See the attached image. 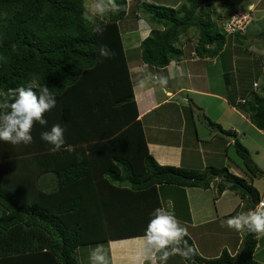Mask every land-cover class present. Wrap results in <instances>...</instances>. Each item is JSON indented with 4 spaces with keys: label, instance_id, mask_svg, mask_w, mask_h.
<instances>
[{
    "label": "trees",
    "instance_id": "obj_1",
    "mask_svg": "<svg viewBox=\"0 0 264 264\" xmlns=\"http://www.w3.org/2000/svg\"><path fill=\"white\" fill-rule=\"evenodd\" d=\"M191 1V7L183 4L180 10L139 2L133 13L143 17L132 19L154 25L143 39L140 29L129 32L122 27L130 11L128 0H116L124 10L97 21L104 29L101 33L82 18L86 0H0V90L27 86L35 76L37 84L47 85L56 98V106L44 115L47 126L34 124L31 144L0 141V264H80L76 253L82 246L143 236L151 218L147 200L160 205L157 192L147 200L144 192L158 186L208 189L216 181L222 192L238 196L246 210L252 201L264 200L263 166L254 163L252 150L236 130L209 120L212 129L233 138L230 145L238 158L231 154V164L243 163L241 175L224 165L209 164L204 170L160 165L149 151L131 80L130 49L140 43L142 62L154 67L165 68L174 60L186 64L190 58L176 44L195 29L199 38L195 53L217 58V76L223 77V85L235 86L237 74L252 77L250 68L255 64L241 53L253 54L251 46L264 36V18L261 30L229 33L214 20L215 0ZM228 2L224 8L231 17L239 6ZM160 24L164 30H158ZM230 39L233 46L235 42L242 46V52L228 43ZM102 45L115 55L99 57ZM261 85L247 89L245 102H230L264 131V81ZM204 117L208 119V114ZM54 124L65 129V145H73L75 152L49 151L51 146L40 134ZM13 164L34 172L28 169L19 177L3 174ZM50 173L56 177L53 184L44 179ZM54 184L50 190L44 186ZM108 210H122L115 227L105 219ZM184 239L192 245L187 236ZM263 239L245 231L236 255L228 248L217 257L205 259L197 252L192 257L196 264H264Z\"/></svg>",
    "mask_w": 264,
    "mask_h": 264
},
{
    "label": "crops",
    "instance_id": "obj_2",
    "mask_svg": "<svg viewBox=\"0 0 264 264\" xmlns=\"http://www.w3.org/2000/svg\"><path fill=\"white\" fill-rule=\"evenodd\" d=\"M196 56L199 57L197 54ZM198 59H200V57ZM201 60L203 61L201 68L203 67L207 72H210V76L213 75V73L217 75V60L208 61L207 58L202 57ZM135 64V61H133L132 65H130V74L134 85L133 90L135 100L137 102L138 111L140 114L139 119L143 124L144 136L147 141L149 151L156 161L160 165L182 167L189 170H204L207 166H209V164L218 166L224 165L235 174L241 175L240 172H238L236 169H233L235 167L231 164L232 156L230 157L231 154L229 155L228 151L229 147L231 146L229 141L222 139L220 142H218L222 148V155L224 159L221 160L217 158L215 156L214 149L212 147H207L202 141L198 123L195 125L196 123L194 122L193 126L189 125V120L187 119L185 109L189 108V110L194 112L193 107H195L196 109L201 110L203 107H201L200 104L205 102L204 98L207 100L208 97H212L218 101L225 102L232 106V108L242 116V119L245 117V120L249 123L250 127H242L244 136L250 138L252 135L257 133L260 135V132L262 131L258 130L252 124L251 119L249 116H247V113H245L243 109L232 105L230 102L232 99H237L236 101L238 104L239 101L244 99L245 96L241 95L245 92L243 83L241 81H236L235 91L239 92V95L236 97L235 95H231L234 91L226 88L223 85V77H220L219 75L217 77L219 78L220 84L216 86L208 85L207 89H198L191 86L188 88V86H186L187 84L184 82V79L187 76L180 75V69L178 68L187 67V65H181L184 63L173 62L172 66L169 68L168 74L165 72L163 73L162 70L160 71V69H151L152 76L149 77V73L146 72V75L148 76L147 78L146 76L144 77L143 71L141 70L142 65L135 66ZM187 68L189 69V66ZM155 77H157V79H155ZM222 88L223 92L221 91ZM189 90L190 93L192 90H194L193 92L197 91V94L195 92V95H190ZM168 91L176 93L175 97L171 98L170 96H167L173 95ZM162 103H165V105ZM230 122L231 123L227 126V130L237 131L236 122L234 120H230ZM207 132L208 134L213 133V131L209 128H207ZM239 133L240 132L238 131V135H240ZM244 143L252 150L253 147L250 145V143L248 144L245 141ZM214 148L218 149L215 146ZM208 149H210V151ZM261 150L262 148L258 149V152ZM21 166L23 167L21 164H13L3 174L9 173L11 176L16 175V177H19L22 172H25L28 169L33 170V168L29 167L23 168L21 170ZM45 177L50 181V184H53L52 182L56 179L52 173L47 174ZM214 182L208 189L197 187L181 188L178 186L168 185L158 186L157 188L149 189L144 192L146 200L148 199V196H151L156 192L158 196L157 198L160 199L158 200L160 205H157L156 201L150 202V200H147L148 203L146 206L149 207V211H147L148 215H151L153 210L156 209L152 208L151 205H157V208H159V206L164 207L168 211L174 213L175 217L180 223V226L187 230V237L192 242L196 252L200 255V257L205 259L210 258L207 256V250L209 249L208 245L214 246L212 244L211 237H216L225 241V238H227L225 236L226 231L211 233L205 232L202 234L201 231L198 230L199 227H201L202 224L205 225L210 221H213L212 223H215L216 225H224L228 218L245 213L244 210L246 208L241 205L240 198L238 196H236L233 192H230V190L222 192L219 187V183L217 185ZM262 183L264 184V180ZM44 186L47 190H50L55 187V184ZM261 187L264 189V186L261 185ZM128 196H131V194H128ZM212 196L213 206L203 204L210 202L211 200L209 199L211 198L207 197ZM222 200L225 204L222 202ZM120 212H122V210H108L106 212L105 219H107L108 222H112V224L109 226H116L115 222L118 217L117 215L120 216ZM124 221H129V218L125 217ZM232 232L233 234H236L235 236H237L236 243H238V245L230 244V242L233 240L232 235L228 240L229 244L227 246L224 245V249L229 248V253H232L230 250L235 252L236 250H239L242 244V237H244V233L242 232H238L237 234V231L234 229H232ZM142 237L143 236H135L131 238L112 240L107 244L97 245L104 246L105 251L110 259V264H150V261L146 259L145 254L142 251ZM202 240L206 242L207 247H203L201 245ZM235 245L236 249L233 250L232 246ZM95 246L96 244L87 245L78 249L77 257L80 264H89V253ZM221 253L213 257L220 256ZM157 264H160V262L158 261ZM165 264H196V259L195 257L185 259L180 255H172L165 262Z\"/></svg>",
    "mask_w": 264,
    "mask_h": 264
},
{
    "label": "rangeland",
    "instance_id": "obj_3",
    "mask_svg": "<svg viewBox=\"0 0 264 264\" xmlns=\"http://www.w3.org/2000/svg\"><path fill=\"white\" fill-rule=\"evenodd\" d=\"M231 1H233L234 4L238 5L239 7L237 8V11H232L230 13L231 17H229V16H227V14H228L227 11H229V10L225 11L226 9L224 8V5H226L227 0H215V2H214L215 8L211 11L213 12V15L215 17L214 20H216V22H218V24H220V25L224 24V26L227 27L226 30L229 33H231V31H233V30H237V29L241 30V28H245V30L250 28V29H248L247 32H249V30L250 31L251 30H261L263 28V25L260 24V21L264 18V0H229V2H231ZM89 2H90L89 0H86V3H89ZM128 2H129V6H130V8H129L130 11H129V15H128L127 19L124 20V22L122 23L123 24L122 27H123L124 31L126 30L129 32H134V31L138 32L139 28H143V34L140 33L141 38L147 37V35L149 34L151 29H150V27H148L145 24L144 21L136 22L135 18L132 19L134 15L143 17V14H141V13L139 14V12H137L136 14L133 13L137 9L139 2L151 3V4L158 5V6H165V7L171 8L173 10L174 9H180V6L183 4H186L188 7H191V4H192L191 0H128ZM201 8H202L201 6L198 7L195 14H197ZM243 8H246L248 11L247 10L243 11ZM228 20H230V21H228ZM250 23H251V26H249ZM253 23L254 24L256 23V24L254 25ZM252 25H254V26L252 27ZM145 27H146V29H144ZM196 34H197V31L195 29H190L189 34H188L189 37H187L188 35H186L185 37H182V39H181L182 42H178L176 44L178 47H183L185 57L190 58V60H189L190 63L188 61L186 64H181L183 66L184 65H187V67L189 66V69L187 67H185V68L178 67V68L180 69V75L187 76L184 79V82L187 84L186 86H188V88L191 86V87L198 88V89H207L208 85L209 86H211V85L216 86L218 84V77L215 73H213V75L210 76V72H207L206 69H204L203 67L201 68L203 61L201 60V58L198 59L199 57L195 55L196 54L195 53V46L198 45L197 43H199V38ZM186 37L189 38V40L185 39ZM228 43L232 47L238 48L236 42H235V45L233 46V41L231 39L229 40ZM139 45H140V43H138L137 45H134L129 51L130 57L136 63L135 66L140 64V63H143L142 59H141V49H139ZM238 49L239 50L241 49L240 52H242V50H243L242 46H240ZM251 50H253V52H254L253 54H246V52L245 53L242 52L241 54L242 55L244 54L243 56L247 55V57H245V58L249 62H251V65L253 64V62L255 63L250 68V70H251L250 72H251L252 77H249V76L247 77L244 74H242V75L237 74L238 75L237 80L244 83L243 85H244V91L245 92L241 94L243 96H245L246 93L248 92L247 89H253V88H256L257 86H258V88H260V86H262L261 85L262 81H264V36L259 41L255 42V44L253 46H251ZM235 53H237V52H235ZM189 55H191V57H189ZM237 56L240 57L239 52L237 53ZM207 59H208V61L217 60V58H207ZM173 62L176 63L175 61H173ZM173 62H171L167 67H165V70L160 69V71L162 70L163 73L165 72L168 74L169 68L172 66ZM151 69L159 70V68H156L153 65L151 66V65L143 63L141 70L143 71L144 77L145 76H146V78L148 77L146 75L147 74L146 72L149 73V77L152 76V74H151L152 70ZM224 84H225L224 86L227 85L226 82ZM228 85L229 86H226V87L228 89L234 91L231 95L232 96L235 95L237 97L239 95V92L235 91V86L232 85V82ZM193 91L194 90H192L190 93V90H189L190 95H195L194 94L195 92L197 94V91H195V92H193ZM221 91L223 92V88ZM168 92H170L173 95H167V96H170L171 98L175 97L176 93H174L172 91H168ZM178 93H180V92H178ZM193 97H195V96H193ZM204 100H205V102L200 104V106L203 107V109L198 110L195 107H193L194 112L189 110V108H187L185 110H186L187 119L189 120V125L193 126L194 122L196 123L195 125H197V123H198V128L200 129L199 131L201 133V139L206 144V146L210 147V148L212 147L214 149L215 156L217 158L223 160L224 157L222 155L223 154L222 148L220 146V143H218V142H220L222 139H224L226 141L228 140L229 143L232 144L233 138L227 137L226 134L223 135L222 131H219L218 128L212 129V126L210 125L209 120H211L213 123L220 124L221 127L223 129H226V130L228 128L227 126L231 123L230 120H234L236 122V129H237V131L240 132L239 138H240L241 142L244 143V141H245L248 144L250 143V145L253 147L252 151H251L252 160L254 161L255 164L256 163L258 164V162H259L264 167V162H263L264 161V154H263V160H262V154H261V152L260 153L258 152V149H260V148H262L264 150V131L260 132V135L257 133L255 135H252L250 138H248L247 136H244V131L242 130V127H244V128L250 127L249 123L245 120V117H243V119H242V116L239 115V113L236 110H234L232 108V106H230L229 104H227L225 102L218 101L212 97H208L207 100L204 98ZM162 104L165 105V103H162ZM207 105H209V106H207ZM180 107H183V106H180ZM206 107H208L205 110L206 111L205 113L208 114V119H205L204 114H203L204 109ZM216 120H218V121H216ZM207 128L212 130L213 133L208 134ZM219 137H220V139H219ZM245 137H246V140H245ZM254 140H256V141H254ZM214 146L217 147L218 149H215ZM231 147H229V149H228L229 155L232 154L233 155L232 157H236L237 156L236 150L233 147V145H231ZM208 150L210 151V149H208ZM236 158H238V157H236ZM234 167L235 168H233V167H230V168H233V169L239 168L241 174H243L244 171L243 172L241 171V170H243L241 168V167H243V163L239 167H236V166H234ZM32 172H34V171L32 170ZM43 178L44 177H42V180H40L41 183H44ZM44 179L47 182L46 177ZM259 183H260V181H257L256 185L258 186ZM261 185L264 186V184L262 182H261ZM207 198H211V199H209L211 201L207 202V203H203V204L213 206V196L207 197ZM222 202H223V200H222ZM249 208H250V205H248L247 210L245 209L244 211L247 212L249 210ZM212 222L213 221H210L205 225L202 224V226L199 227L198 230H200L202 234H204L205 232L211 233V232H221V231L225 232L226 231L225 236L227 238H225V241H223V240L218 239L216 237H211L212 238V244L214 246L208 245V248H209L207 250V256L208 257H213V256H216L219 253H221V251L224 249V245L227 246L229 244L228 240L232 235H233L232 241L237 242V236H235L236 234H233L232 229H229L226 226H222V224L216 225L215 223H212ZM242 233H245V231H243ZM237 234H238V231H237ZM263 241H264V239H263ZM262 244L264 245V242ZM201 245L203 247H207V244L204 240L201 241ZM263 248H264V246L262 247V249ZM230 251L232 252L231 253L232 255H236L238 253L237 250H236V252L232 251V250H230ZM260 253H261V250L258 251L257 261H259L258 259H260L259 258ZM262 259H264V258H262ZM262 263H264V262H262Z\"/></svg>",
    "mask_w": 264,
    "mask_h": 264
},
{
    "label": "clouds",
    "instance_id": "obj_4",
    "mask_svg": "<svg viewBox=\"0 0 264 264\" xmlns=\"http://www.w3.org/2000/svg\"><path fill=\"white\" fill-rule=\"evenodd\" d=\"M82 9V18L94 25L93 31L95 33H101L104 30L97 23L99 19L113 11L124 10L121 5L116 3V0H90L89 3H85L82 6ZM140 21H144L150 27V32L153 30L154 25L144 19ZM157 28L158 30L165 29L162 24ZM139 29L143 34V28ZM243 30L245 28H241L239 31L244 32ZM234 31L236 30L231 31V33ZM147 37H144V39ZM11 47L13 51L17 50L16 44H12ZM114 55L115 53L106 45H102L99 48V57L101 58H110ZM245 100L246 98L239 102L242 103ZM55 106V96L47 85L39 86L35 76L31 78V82L27 86L9 88L6 91L0 90V141L13 145L31 144L33 141L31 131L34 124L39 123L42 127L47 126L48 121L44 118V115ZM64 131L65 129L59 124H54L50 130L41 132L40 138L51 146L49 148L50 152L56 153L62 148L69 153L75 152L73 145H65ZM77 156L80 158L79 154ZM260 169L263 170L264 168L260 167ZM222 226L238 232L246 231L253 234L256 239L264 237V200L258 203L252 201L247 212L228 218ZM187 235V230L180 226L174 213L164 207L156 208L152 212L144 235L141 238L143 241L142 251L146 259L150 261V264H157L158 261L160 264H165L172 255H180L188 259L195 255L196 250L193 245H190L184 239ZM89 264H110V259L103 245H96L90 251Z\"/></svg>",
    "mask_w": 264,
    "mask_h": 264
}]
</instances>
